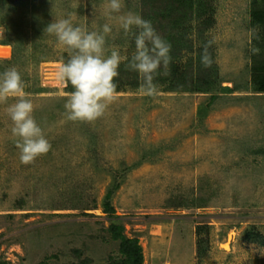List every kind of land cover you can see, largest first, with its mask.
<instances>
[{
    "label": "rangeland",
    "instance_id": "374dc122",
    "mask_svg": "<svg viewBox=\"0 0 264 264\" xmlns=\"http://www.w3.org/2000/svg\"><path fill=\"white\" fill-rule=\"evenodd\" d=\"M202 1L208 12L196 19L169 11L172 0H121V13H109L107 0H0V73L19 71L51 144L22 164L6 112L17 98L0 103V264H113V220L138 240L142 264H264L252 247L264 246V93L251 84L252 0ZM128 11L171 45L154 96L127 68L134 36L115 17ZM69 14L89 32L108 23L105 54L115 47L128 57L115 99L92 122L67 120L74 89L59 70L70 52L45 31Z\"/></svg>",
    "mask_w": 264,
    "mask_h": 264
},
{
    "label": "clouds",
    "instance_id": "9594fccd",
    "mask_svg": "<svg viewBox=\"0 0 264 264\" xmlns=\"http://www.w3.org/2000/svg\"><path fill=\"white\" fill-rule=\"evenodd\" d=\"M109 13H121V0H107L105 5ZM74 14L68 18L55 19L45 31L55 35L60 45L70 52V58L59 70V79L70 82L74 91L67 93L68 100L64 107L69 121L92 122L102 117L110 103L115 99V78L118 69L128 57L122 56L117 48H112L106 55V36L112 29L108 23L102 26V32H89L83 26L73 25ZM125 37L134 36L135 52L132 54L127 68L137 72L142 83L140 91L147 96L158 93V85L154 83L158 69L163 66L164 75L170 63L171 45L157 34L152 23L140 15L128 11L115 17ZM136 29V32H133ZM212 41L204 45L201 63L210 67L211 55L208 51ZM254 54L259 49H253ZM16 97L15 103L6 108L12 122L11 133L16 138L15 146L19 150L20 162L24 165L33 163L38 157L47 154L51 144L46 139L42 128L33 117L34 106L19 71L11 67L0 73V103ZM252 247L264 255V246L253 244Z\"/></svg>",
    "mask_w": 264,
    "mask_h": 264
},
{
    "label": "trees",
    "instance_id": "16d2710c",
    "mask_svg": "<svg viewBox=\"0 0 264 264\" xmlns=\"http://www.w3.org/2000/svg\"><path fill=\"white\" fill-rule=\"evenodd\" d=\"M173 5V6H171ZM171 9L169 11L181 8L183 14L195 15L196 19H200L202 15L207 13L206 5L202 0H172ZM173 13V12H172ZM250 19L251 25L256 29L253 35L252 46L253 49H259L258 53L253 52V59L251 63V77L252 86L258 93H264V0H252L250 2ZM177 22H175L176 25ZM207 82V81H205ZM203 92H210L211 90L202 89ZM111 193L106 195L107 200ZM104 211L109 216L113 215V209L107 202L104 204ZM110 238L118 242L119 258L114 260L113 264H142L143 255L142 249L138 244L136 238H127L122 232L123 227L115 222H110L107 229ZM201 231L199 228L196 230V235L199 236ZM198 245V244H197ZM200 251V249L197 248ZM200 254V253H199ZM87 260H81L77 264H87Z\"/></svg>",
    "mask_w": 264,
    "mask_h": 264
},
{
    "label": "bare ground",
    "instance_id": "6f19581e",
    "mask_svg": "<svg viewBox=\"0 0 264 264\" xmlns=\"http://www.w3.org/2000/svg\"><path fill=\"white\" fill-rule=\"evenodd\" d=\"M5 49V48H4ZM7 52V51H6ZM6 54V53H5ZM3 55V54H2Z\"/></svg>",
    "mask_w": 264,
    "mask_h": 264
}]
</instances>
